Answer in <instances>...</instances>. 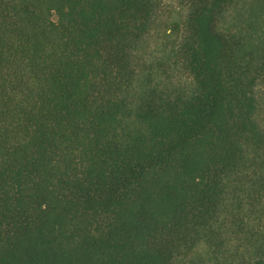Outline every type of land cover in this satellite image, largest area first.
<instances>
[{
  "label": "trees",
  "instance_id": "trees-1",
  "mask_svg": "<svg viewBox=\"0 0 264 264\" xmlns=\"http://www.w3.org/2000/svg\"><path fill=\"white\" fill-rule=\"evenodd\" d=\"M0 264H264V0H0Z\"/></svg>",
  "mask_w": 264,
  "mask_h": 264
}]
</instances>
